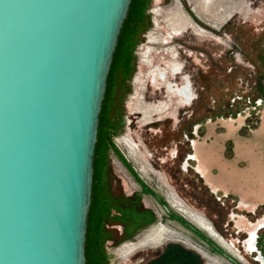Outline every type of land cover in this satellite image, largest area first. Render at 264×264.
<instances>
[{"label": "rangeland", "instance_id": "obj_1", "mask_svg": "<svg viewBox=\"0 0 264 264\" xmlns=\"http://www.w3.org/2000/svg\"><path fill=\"white\" fill-rule=\"evenodd\" d=\"M138 1L141 12L140 19L132 23L138 31L131 45V59L129 61L126 59L127 63L122 68L119 84L116 83L119 79L117 72L111 71L109 78L107 98L115 88L114 107L110 111V122L105 129L106 133L110 132V139L99 134L97 143V153L102 152L107 168V191L117 201L126 199L128 201L135 197L133 205L149 213L153 218V223L144 229V231L148 229L146 233L148 236L153 229L151 226L160 220L162 226L170 224L175 229L184 231L203 243L208 252L226 259L228 255L227 257L221 255L223 252L216 250L215 242L208 235L190 225L169 207L166 193L171 192L191 208L202 213L223 238L234 243L249 264H257L253 261L255 255H247L242 242L246 241L249 233L253 231L259 237L257 248L264 254V229L258 230L260 225L264 226V212L256 211V220L246 217L247 213L252 211L251 206L240 203L239 199L234 197L226 198L221 187L231 186L239 192L245 189L252 198H256L262 183L256 167L255 157L258 149L253 148L252 153L255 156L249 158L247 149L246 151L243 149V145L247 143L235 141L237 147L235 156H232L227 152L230 147L227 141L233 140L232 137L250 140L252 138L250 136L258 132L264 124V103L258 106L256 102L260 97L264 102V0H137V3ZM171 4L173 8L168 14ZM157 7L160 8L159 13L153 14ZM182 12L187 18L182 16ZM188 13L197 21H201L205 27L191 20ZM169 16H176L173 18L174 25L166 27ZM126 20L130 22L128 17ZM209 24L218 25L213 37L216 44L211 51L209 44L214 42L207 38ZM168 30L173 31L174 35L167 45H164L159 40L167 37ZM183 32L188 42L200 38L196 40L200 45L197 52L199 56L197 75H194L192 59L194 49L187 47L186 42L176 34ZM151 39H154L153 43H150ZM118 48L119 46L117 51ZM165 49H168L171 57L176 60L180 56L183 57L189 72L187 81L196 95L193 98L194 106L191 107L190 104L181 114L182 123L178 130L177 122L171 126L167 125L166 128L163 125L166 130L164 139L167 141V148L163 147L167 149L163 162V158L157 153L160 141L151 147V152L148 153L143 143V139L146 138L140 139L138 132L131 128V121L127 119L129 113L127 105L134 96L140 70L144 71L146 64L158 54L162 55L161 51ZM116 54L117 52L114 55V62ZM158 60L163 62L162 59ZM104 104H108V99ZM250 120L251 134L245 127ZM160 128L162 125L154 131L161 134ZM117 138H127V146L118 144ZM222 139L224 141L221 144ZM203 154H208L212 161L208 163ZM148 156L156 158L157 161L154 168L155 180H151L152 177L146 173L142 175L139 171L138 163L149 167ZM124 166L141 189L129 188L127 180L133 179L128 176L129 173ZM229 173H232L231 176ZM121 174L127 180L119 177ZM164 176L170 186L167 190L160 187L164 182ZM153 200L161 205L160 212L154 207ZM126 212L129 213V209ZM112 214L116 215L114 212ZM127 219L129 217L123 221ZM103 222L104 230L110 233L109 239L103 244L106 264H121L119 261L122 257L118 253L115 254L117 249L126 244L118 241L121 237V227L112 225L107 220ZM144 231L131 241L141 236ZM228 258L229 263L234 264L230 261L234 259ZM192 262L204 264L196 254L165 245L157 251L137 256L128 264H192Z\"/></svg>", "mask_w": 264, "mask_h": 264}, {"label": "water", "instance_id": "obj_2", "mask_svg": "<svg viewBox=\"0 0 264 264\" xmlns=\"http://www.w3.org/2000/svg\"><path fill=\"white\" fill-rule=\"evenodd\" d=\"M132 1L0 0V264H86L100 115Z\"/></svg>", "mask_w": 264, "mask_h": 264}, {"label": "flooded vegetation", "instance_id": "obj_3", "mask_svg": "<svg viewBox=\"0 0 264 264\" xmlns=\"http://www.w3.org/2000/svg\"><path fill=\"white\" fill-rule=\"evenodd\" d=\"M208 1V0H207ZM172 4L169 6V10L167 11L168 14L172 11ZM159 7H157L154 10V13L156 11L159 13ZM182 16L187 18L186 16ZM188 16L191 18V20H195L198 24H201L204 26V24L201 21H197L195 17L188 13ZM174 17L176 16H169L167 19V24L165 25L168 27V25H174ZM133 23V22H132ZM158 23H156L157 25ZM205 27V26H204ZM218 25H208V32L209 36L207 38H210V41L213 40L214 43L209 44V50L211 51L215 44V38L214 35L216 33V28ZM207 28V27H206ZM137 27L129 26L125 31V36L120 40L119 42V48L116 54V59L114 64L112 63L113 67L111 66V70L114 72H117L119 74V79H117L116 83L119 84L121 71L123 67V62L126 59V52L128 45L131 44L133 39L136 36L137 33ZM173 31L168 30L166 33L167 37L164 40H159L160 43L163 42L164 45L168 43L169 39L172 38ZM191 33V32H189ZM180 39L186 42L187 47H192L194 49V53L192 54L193 59V66L195 68L194 75H197L198 73V67H199V56L197 52H199L200 45L197 43L196 40L200 38H195L196 40H193L191 42H188L187 37L184 35V32L176 33ZM187 34V32H186ZM204 35V34H203ZM205 36V35H204ZM203 39V38H202ZM154 39H151L150 43H153ZM159 43V42H155ZM162 55H159L152 59L149 63L146 64V68L144 71L140 70V73L136 79L135 83V93L132 99L129 100L127 109H128V120L131 121V128L134 131L138 132V137L140 139L146 138V140L143 139V143L145 144V147L148 150V153H150L151 147L155 146L156 143L160 141V149L158 150V155H160L163 158L166 157L164 154L167 151V149H164L163 147L167 148V141L165 138V128L167 125L171 126L175 122H177V130L180 127L182 120L181 114L187 110L189 105L191 107L194 106L195 101L194 97L196 95V92L193 90V87L189 85V81H187V76H189V72L187 71V66L184 64L183 57H179L177 60L171 57V52L168 49L162 50ZM115 57V56H114ZM158 59H162L163 62H161ZM158 60V61H157ZM109 78L110 73L107 81V89L105 94V99L103 101L102 105V111H101V120L99 125V133L102 134V136L106 137L107 139H110V132H105L106 126H108L110 122V111L114 107L113 101L115 99V88L114 91L111 92L109 97L107 98L108 90H109ZM191 81V79H190ZM108 99V104H104V102ZM258 106H262L263 99L260 97L257 101ZM250 103V101H249ZM159 110V111H158ZM161 115V116H159ZM251 115L249 114V118ZM248 120V119H246ZM251 120L245 126L248 129V133L251 134L252 132V124ZM162 125L161 134L158 132H155L154 129L158 128ZM163 125L165 128H163ZM130 130V128H129ZM229 131H232V128H229ZM252 137L250 140L244 141L239 138L232 137L233 140H228L227 143L230 144V147L227 149V152H229L232 156H235V147H237V141L240 142H246L247 145H243V149H247L249 158L254 157V153H252L253 148H257V171L259 176V180L262 182L261 184L264 185V124L259 129L258 132L254 133V135L250 136ZM118 144L122 143V145L127 146V138L116 139ZM221 144L223 143L224 139L221 140ZM236 141V142H235ZM98 142H99V136H98ZM124 143V144H123ZM224 145V144H223ZM225 146V145H224ZM219 151L221 149L219 148ZM225 151H223L224 154ZM117 158V156L113 155ZM205 160L210 163L211 157L208 154H203ZM149 158V156H148ZM214 159V157H212ZM128 160V159H127ZM120 161V160H119ZM129 161V160H128ZM149 167L142 165L141 163H138L140 165V173L148 174L149 177H152L151 180H155V166H156V158L150 157L148 159ZM162 162V163H163ZM124 168H126L124 166ZM199 169V168H198ZM107 168L104 164L103 160V154L97 153L96 150V159H95V166H94V176H93V187H92V200L91 205L89 209V215L88 219L90 217L91 213V219L88 220L87 224V231L89 235H86V264H106V261L104 258V247L103 245H98L100 241L97 237L98 232V225H96V221L94 219V214H96L97 210V204L99 203V195L101 194L104 209L107 207L108 197L109 193L107 191ZM126 171L129 173L133 180H127L125 176L122 174L119 175L122 179L125 178L128 181V186L130 189H141V186H139L134 177L131 175L129 170L126 168ZM201 171V170H200ZM202 172V171H201ZM231 176L232 173H229ZM120 179V178H119ZM135 181V182H134ZM158 181V180H157ZM137 184V185H136ZM150 184V183H149ZM157 187V185H155ZM160 187L163 189H169L170 186L166 183V179L164 176V182L160 184ZM225 191H228V188H224ZM101 191V192H100ZM100 192V194H99ZM262 195L264 196V188L262 189ZM167 196V204L171 209L177 212L184 220H186L190 225L194 226L195 228L199 229L200 231L204 232L206 235H208L215 243L217 247L216 250L219 252H223L221 255L224 257L228 255V257L233 258L234 260H230L231 263L234 264H249L245 257L239 252V250L236 248L234 243L232 241L226 240L223 238L215 229L214 225L202 214L198 211L191 208L185 201L182 199L177 198L171 192L166 193ZM94 199V202H93ZM166 199V198H165ZM128 202L131 203L130 207H124L120 204L119 209L126 211L129 209V214H124L122 211L116 213L115 210L112 212L116 213L114 216L111 213L107 214V218L110 219L112 223L117 222L123 229V232H132L134 231L135 227L127 228L123 226L125 221L123 219L130 218L133 221L135 220L137 214H135V209L138 210V207H134L133 204H135V197H131ZM154 207L158 209V211H161V205L156 203L153 200ZM137 203V202H136ZM138 205V204H137ZM251 206L252 211H249L246 215V217H250L252 219L256 220V211L260 210L264 212V199L261 201V203L256 205H247ZM107 212H104V215ZM264 221V219H263ZM90 222V223H89ZM96 226L98 227L96 229ZM152 232L149 234V236L146 234L148 232V229L141 234V236L137 237L135 240L127 242L123 246H121L119 249L115 251V254L118 253L122 259L119 261L121 264H128L132 263V261L139 255L143 253H149L153 251H157L161 247H164L165 245H171L175 246V248L184 249L187 251V253L196 254L197 256H200V258L204 261V264H230L229 258H223L221 256L212 254L207 251V249L204 247L203 243L198 242L195 240L191 235L186 234L184 231L180 229H175L170 224H164L162 226V221H157L154 225L151 226ZM258 230L264 229V226H259ZM90 231V232H89ZM240 232V231H239ZM238 232V233H239ZM259 237L257 234H255L253 231L249 233V238L246 241H243V248L246 251L247 255H255L253 261L257 264H264V254L263 252L257 248V240ZM95 242V243H94ZM88 243L90 245H88ZM256 259V260H255ZM194 261V260H193ZM169 262V261H168ZM198 264V263H197ZM203 264V263H200Z\"/></svg>", "mask_w": 264, "mask_h": 264}, {"label": "crops", "instance_id": "obj_4", "mask_svg": "<svg viewBox=\"0 0 264 264\" xmlns=\"http://www.w3.org/2000/svg\"><path fill=\"white\" fill-rule=\"evenodd\" d=\"M225 193V197H234L236 198L237 200L239 199L240 203L242 204H245V205H256V204H259L261 203V201L264 199V196L262 195V189L264 188V185H260V191H259V195L258 197L256 198H252L251 195L249 193H246L245 189H243V191H245V193L242 191V192H239L238 190H236L235 188L231 187V186H222L221 187ZM224 188H228L229 190L228 191H225ZM214 189H217V188H214ZM218 190V189H217ZM101 192V191H100ZM99 192V194H100ZM250 195V196H249ZM100 199H99V202H100V209H101V212H102V217H101V224H100V232L101 234L103 235V238L100 239V241H97L99 242V246L100 245H103L105 241H107V239H109L108 235L110 234L109 232L105 231L104 228H103V224L104 222L103 221H109L110 224L112 225H119L117 222L115 223H112L110 221V219H108L107 217V214H109L111 211L115 210L116 213L118 212H123L124 214H126L127 212L124 211V210H121L119 209V204L121 206H124V207H130L131 206V203L126 200H123V201H117V200H114L111 195L109 194V197H108V202H107V207L106 209H104V205H103V201H102V197H101V194L99 195ZM93 202H94V199H93ZM256 203V204H255ZM135 207V206H134ZM135 211V214H137L135 220L133 221L132 219H127L125 220V223L123 224V226L129 228V226L132 228V227H135L134 231L132 230V232H123V229L121 227V237L120 239L118 240L119 242H123V243H127L129 241H131L135 236H137L138 234H140L142 231H144V229L148 226H150L153 222V218H151V215L145 211H142L141 209L138 208L134 210ZM104 212H107L105 215H104ZM126 212V213H125ZM129 214V213H127ZM153 217V216H152ZM95 243V242H94ZM87 244V243H86ZM88 245H90L88 243Z\"/></svg>", "mask_w": 264, "mask_h": 264}, {"label": "trees", "instance_id": "obj_5", "mask_svg": "<svg viewBox=\"0 0 264 264\" xmlns=\"http://www.w3.org/2000/svg\"><path fill=\"white\" fill-rule=\"evenodd\" d=\"M129 15H128V19H130V22H128V20H126V22L124 23V27L122 29V32L120 34V37H119V40H118V46H119V42L120 40L123 38V36H125V31L126 29L129 27V26H133L135 28L134 25H132V22L135 23V21L139 20L140 19V12H141V6H140V1H138L137 3V0H133L131 5H130V9H129ZM132 43L133 41L131 42V44L128 45V48H127V52H126V59L127 61H129L131 59V48H132ZM117 52V51H116ZM130 55V56H129ZM115 58V57H114ZM126 59L124 60V62L122 63L123 64V67L126 66ZM114 64V62H113ZM113 67V65H112ZM121 67V68H123ZM112 71V70H111ZM110 75H111V72H110ZM101 118V116H100ZM101 120V119H100ZM99 136V134H98ZM98 143V142H97ZM96 150H97V145H96ZM95 159H96V152H95V158H94V166H95ZM101 217H102V212H101V209H100V202L97 204V210H96V214H94V219H95V223L96 225H98V227L96 226V229L98 228V232H97V239L100 240L101 238H103V235L101 234L100 232V224H101ZM89 219H91V213H90V217ZM88 219V220H89ZM90 221V220H89ZM182 222V221H181ZM90 223V222H89ZM90 232V231H89ZM89 235L88 231H87V236ZM205 241V240H204ZM209 241H207L208 243ZM212 245V244H211ZM213 246V245H212ZM192 264H197L196 262H192Z\"/></svg>", "mask_w": 264, "mask_h": 264}, {"label": "bare ground", "instance_id": "obj_6", "mask_svg": "<svg viewBox=\"0 0 264 264\" xmlns=\"http://www.w3.org/2000/svg\"><path fill=\"white\" fill-rule=\"evenodd\" d=\"M157 12V11H156ZM113 60H114V58H113ZM99 133V132H98ZM94 158H95V156H94Z\"/></svg>", "mask_w": 264, "mask_h": 264}]
</instances>
